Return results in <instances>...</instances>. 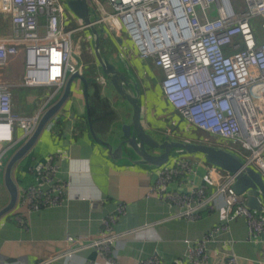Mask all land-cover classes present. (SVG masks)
<instances>
[{
	"label": "built area",
	"instance_id": "2783aa9c",
	"mask_svg": "<svg viewBox=\"0 0 264 264\" xmlns=\"http://www.w3.org/2000/svg\"><path fill=\"white\" fill-rule=\"evenodd\" d=\"M92 1L100 4V0ZM108 3L114 12H106L103 20L125 30L141 57L154 59L164 73V97L175 111L204 134L206 142L212 139L216 141L212 145L230 151L242 148L246 152L242 160L264 173V37L253 25L255 17H264V0H243L239 10L232 0ZM67 10L61 0H0V12L8 15L12 23L11 35L0 38V71L22 53L25 67L21 85L54 89L41 109L21 116L14 107L13 81L0 75V166L10 149L34 134L47 103L64 87L67 77L81 73L82 66L73 62V34L77 29L66 27ZM261 27L264 33V22ZM174 164L160 171L151 192L175 204L176 216L193 220L205 208L215 209L222 198L227 220L244 215L251 236L264 231V214L251 209L245 194H238L233 187L236 174L214 165L210 171L216 185L213 191L200 187L189 193L172 192L167 187L174 176L193 170L187 159ZM58 170L55 156L51 155L36 169L38 183L18 188V200L34 210L61 204L65 185L57 176ZM124 211L125 206L120 205L116 213L104 218V228L95 241L68 236L67 240L77 246L63 255L70 258L78 250L94 246L108 264H115L114 257L108 254L116 242L145 236L149 230L144 227L114 232L113 225ZM227 229L224 224L213 231ZM210 236L189 246L188 262L178 260L174 264H209L206 247ZM229 262L239 264L234 255ZM139 264L170 263L152 256Z\"/></svg>",
	"mask_w": 264,
	"mask_h": 264
},
{
	"label": "crops",
	"instance_id": "0c3cea01",
	"mask_svg": "<svg viewBox=\"0 0 264 264\" xmlns=\"http://www.w3.org/2000/svg\"><path fill=\"white\" fill-rule=\"evenodd\" d=\"M101 3V0L100 4L94 2L97 9L93 11L96 14L93 21L101 19L95 24L101 30V53L138 84L142 122L146 131L160 141L202 139L198 136L200 131L183 119L165 99L161 86L163 71L155 65L153 58V65L150 66L146 61L149 58L141 57L125 30L103 20L107 10ZM0 21L3 22L0 38L10 36V17L0 12ZM85 29L88 43L86 53L83 56L80 47L74 49L73 53L75 61L82 66L81 77L73 80L66 102L49 120L29 152L13 168V178L18 188L35 185L38 183L36 169L51 155L55 156L59 166L57 176L65 185L64 201L34 210L18 200L14 209L2 215L0 264H108V260L99 255L94 246L80 249L70 258L64 256L63 252L77 246L67 240L68 236L84 242L97 240L104 228V218L116 213L120 205L125 206V211L119 214L114 223V232L123 233L144 227L149 230L145 236L118 240L108 254V257H114L115 264H139L152 256H159L170 264L178 260L188 262L189 246L206 235H211L206 247L209 264H230L233 255L239 264H264V231L251 236L249 222L244 215L227 220L222 198L218 199L215 209L205 208L199 217L191 220L176 216L178 209L175 204L151 192L160 171L174 166L175 160L159 168L112 159L104 142H113L121 136L122 124L131 122L133 109L126 101L123 104L117 102L118 94H114L117 92L109 95L110 84L100 71L95 50L96 35L90 27ZM19 55L0 71V75L13 81L12 91L14 88H36L21 85L24 69L17 70L15 66L25 63V55ZM93 67L100 72L94 74L89 71ZM87 69L89 72L85 74ZM71 76L67 77L66 83ZM95 76L101 85L103 97L109 99L116 111L112 118L103 119L101 108L99 114L91 118L86 79L90 81ZM66 83L47 103V109L62 96ZM45 88L41 87L47 98L32 113L49 100L50 92ZM13 95L17 111V94ZM183 158L191 161L193 170L174 176L167 190L189 193L195 188L205 187L207 191H213L216 185L210 171L215 166L201 154ZM261 173L264 177V173ZM10 200L7 189V193L0 197V211ZM224 224L228 225L227 230L213 231Z\"/></svg>",
	"mask_w": 264,
	"mask_h": 264
},
{
	"label": "water",
	"instance_id": "95a60500",
	"mask_svg": "<svg viewBox=\"0 0 264 264\" xmlns=\"http://www.w3.org/2000/svg\"><path fill=\"white\" fill-rule=\"evenodd\" d=\"M68 10L76 18L90 27L96 35V54L98 63L107 78V82L115 89L117 94L128 102L132 109V119L123 123L121 136L113 142H104L113 160H126L132 164L150 167H163L168 163L182 159L184 156L201 154L205 160L223 170L236 174L233 185L238 194H245L247 205L255 211H264V177L253 166H249L242 158L223 147L204 142H194L184 139L157 140L149 134L142 122L141 91L138 84L112 62L105 58L100 50V32L96 27L89 0H64ZM81 77L79 73L73 74L67 81L62 96L51 105L43 114L34 134L24 142L11 156L5 172V185L11 195L9 204L0 211V217L14 209L17 204L19 191L13 178V168L33 147L49 120L58 112L70 95L71 85L75 78ZM87 93V91H86ZM184 159V158H183Z\"/></svg>",
	"mask_w": 264,
	"mask_h": 264
},
{
	"label": "rangeland",
	"instance_id": "374dc122",
	"mask_svg": "<svg viewBox=\"0 0 264 264\" xmlns=\"http://www.w3.org/2000/svg\"><path fill=\"white\" fill-rule=\"evenodd\" d=\"M63 3L65 2L64 0H61ZM90 1V5L92 7V10L94 11L96 8V5L94 4V2L92 0H89ZM102 1V6H104L107 10V12L111 13V12H114V10L109 6L108 4V0H101ZM236 9H241L242 6H243V0H232ZM100 11V10H98ZM215 14V12H213V15ZM105 16V14L103 15V17ZM66 27L68 29H77L74 34H73V43H74V49H76L77 47H80L82 53H83V56L85 55L86 53V47H87V34H86V27L85 28H80L79 26L83 27L84 26V23L79 20L78 18L75 17V15L70 11V10H67V13H66ZM2 21H0L1 23ZM109 22V21H107ZM264 22V17H261V16H257L253 19V25L254 27L256 28V31L262 36L264 37V33L262 31V23ZM3 23V22H2ZM2 23L0 24V27H2ZM110 24V23H109ZM126 35V34H125ZM23 54L20 53L19 56H22ZM75 58L76 56H74L73 58V62L75 61ZM83 59V58H82ZM149 65H153V59L152 58H149L146 60ZM22 62V60L20 61ZM19 62V63H20ZM24 65V66H23ZM16 69L18 70L19 68H21L22 70L24 69L25 67V63L22 65H19V66H15ZM92 73H97V72H100L99 70L98 71H95V67H93L91 70ZM88 69L87 71L85 72V74H87L88 72ZM22 80L24 78V71H22ZM110 88V93H114L116 92L115 89L109 85ZM46 90H48V92H50V94L53 92V88L52 87H47L45 88ZM107 90V89H106ZM13 93L17 94L15 96V105H16V108L18 109V114L21 115V116H24V115H30L35 109L39 108L42 101L47 98L46 95H44V90L41 89V87H36V88H14L13 89ZM117 95V93H114ZM115 96H113L114 98ZM118 101L117 102H121V104H123V102L125 103V100L122 99L121 97H117ZM121 104H118V106L120 107ZM17 133V131H16ZM198 136H201L202 139H194L192 137H189V139H194L193 141L194 142H204V143H210V144H215L216 141L210 139L209 141L210 142H206L204 140V134H200V132L198 133ZM188 139V138H186ZM20 147L17 146V147H14L12 149H10L6 154L5 156L3 157V165L0 166V197L4 196L6 193H7V188H6V185H5V172H6V167H7V163L8 161L10 160L11 156L14 154V152ZM228 149V148H227ZM230 151V149H229ZM231 152L235 153V154H238L240 157H244V154L246 153L242 148H238V147H235L233 148V150H231ZM14 170V169H13Z\"/></svg>",
	"mask_w": 264,
	"mask_h": 264
},
{
	"label": "trees",
	"instance_id": "16d2710c",
	"mask_svg": "<svg viewBox=\"0 0 264 264\" xmlns=\"http://www.w3.org/2000/svg\"><path fill=\"white\" fill-rule=\"evenodd\" d=\"M100 71L103 72L101 66H100ZM97 75L98 74H96V76ZM96 76L90 81L86 79L87 84L89 86L88 98L90 103L91 118L94 119L97 116V114H99L98 111L100 110V108L103 110L102 112L103 119L112 118L114 117V113L116 111L114 110V108H112V104L110 103L109 99L107 97H103L101 85ZM257 213L264 214V212H259V211H257Z\"/></svg>",
	"mask_w": 264,
	"mask_h": 264
}]
</instances>
